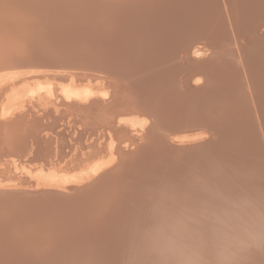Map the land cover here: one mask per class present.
<instances>
[{
	"label": "bare ground",
	"instance_id": "obj_1",
	"mask_svg": "<svg viewBox=\"0 0 264 264\" xmlns=\"http://www.w3.org/2000/svg\"><path fill=\"white\" fill-rule=\"evenodd\" d=\"M1 1L5 4L9 0ZM43 1L55 6L61 0ZM141 1L78 0V7L72 8L64 18L62 28L56 27V31L51 33L53 35L46 40L40 36L35 47L36 51L41 52L38 54L42 55L40 58L33 54L30 57L32 59H22L15 66H0V165H4L8 172H19L16 175L22 176L19 181L25 179L23 176L36 179L34 183L25 179L24 183L28 181V185H15L12 189L17 193L9 192L11 195H4L10 189H5V180L18 178L5 177L0 170V264H50L53 259L56 262L55 257L63 256V259H69L68 264H161L164 259L168 264H264V239H261L264 237V211H261L264 203L261 204L259 193L253 194L249 189L241 192L240 188L246 179L255 182L261 188L259 192L262 191L259 184L264 185V176L260 181L261 177L256 171L261 167L260 157L263 151L260 152L257 138L250 144L248 134L252 133L251 127H244L243 124L240 125L242 122L239 123L248 116L245 115L247 112L251 113V104H254L255 109L252 115H264V57L254 54L252 49L245 50V46L238 44L243 46L247 62L238 60V56L235 59L237 63H243L245 74H240L238 80L230 86L227 91L230 93L226 92V100L221 102L223 109L219 108L218 114L226 121L229 120L226 137L222 142H212V145L204 143L210 130L205 127L200 131L192 129L196 123L188 124L177 136L169 137V133L173 134L174 131H170L165 122L163 125L157 123L161 121L155 118V112L160 116L167 112L166 117L169 115L171 118L175 109L181 112L184 110L183 114L186 116L189 110L196 109L194 106L201 103L204 94H197L195 89L202 82L208 83V78L212 81L216 76L210 77L214 71L206 57L209 49L218 47L217 39L225 38L219 36L227 33L226 20L234 19L238 11V28L241 26L242 29H248L250 23L253 26L255 19L257 21L260 18L259 13L255 9L245 13L242 10L245 4H241L242 7L238 4V9L236 0H226V11L229 13L224 15L225 9L224 14L219 12L221 16L216 13L214 17H219L220 21L216 23L218 20L214 21L207 16L212 10V0H177L172 6L168 4V0ZM151 1H156V25L146 22L151 21L148 14L134 15L135 9L138 12ZM194 4L195 9L192 7ZM251 4L257 8V1L251 0ZM218 10L219 8L214 11ZM200 13H203L201 18ZM137 19L141 23L146 22L145 25L142 24L143 27L141 25V30L136 25ZM47 20V16L38 18L30 24L26 23V28L23 27L35 28L34 23L37 21L47 27ZM76 24L80 25L78 34L71 31ZM167 24L172 26L170 33L165 32ZM182 24L192 27L194 33L200 29L204 36H185L188 39L184 42L175 31ZM262 26L264 22L254 25L259 27L258 30H262ZM111 32L118 38L113 51L107 50L105 39L103 42L100 40L103 35L106 38L110 36ZM10 36L11 34H6L4 42L11 41ZM139 37L147 39L142 50L138 49L141 40H137ZM256 40L257 38L252 42L259 44L262 41ZM135 43H138V48ZM231 49L234 50L233 56L237 55V49ZM63 51L69 52L64 56ZM53 52L60 56H50ZM111 61L119 67L127 68L129 82L125 80L128 84L126 87L124 81L112 77H119L125 70H113L108 64ZM231 61L230 67H226L228 74L235 75L236 70L242 73L243 70L237 69L234 60ZM39 69L43 72L34 73V70ZM251 73L252 80H249ZM240 76L246 81L243 84H249L244 90H238L236 86L243 82ZM224 79L225 76L222 80ZM35 101L46 102L42 115L38 116L32 109L28 113L15 114ZM147 104L152 109L147 108ZM6 116H10L11 120L3 119ZM249 116L251 117L250 114ZM245 119L247 121L248 118ZM258 120L257 126H261L260 123H263ZM255 126L253 130L258 129ZM62 127L65 128L63 131H68L64 135L67 138L66 146L61 141V136L64 139L63 133L57 132ZM249 128L250 133L247 132ZM260 130L262 129L258 131ZM164 136L165 139H162ZM238 137L250 144L242 147V150L252 153L242 155L237 149V155L241 158H238L239 161L242 160L247 165L241 167L252 169L257 175H244V179L240 177L243 175H237L244 172L240 167L241 171H235L238 170L237 167L234 169L237 173L234 174L240 178L235 177L230 181L221 173L230 177L234 172L232 163L235 160L229 151L235 145H232V138ZM153 140L154 143H159L154 148L151 147L152 151H148L150 148L143 149ZM133 146L140 150H132ZM74 151L80 152L78 162L73 163L67 171L76 172L87 168L84 173L91 175L92 180L72 189L45 187L42 183L45 172L59 167L65 158L72 157ZM261 159L263 161L264 157ZM108 164L112 166L109 168ZM155 165H167V170L168 167L171 170V179H150ZM132 172L138 175L136 178L139 183L135 185L137 189L130 186L136 180ZM259 172L262 173L260 170ZM63 177L65 180L70 178L68 174ZM123 181L127 187L121 186ZM155 181V186H160L146 189L147 185ZM110 184L113 185L111 188ZM168 184L172 188L166 189ZM183 185L190 188L180 194ZM255 187L251 190L257 192L258 188ZM140 189H146V193H141L138 197ZM43 190H60L67 197L70 193L75 196L55 202L57 205L53 210L48 209V204L52 202L50 197L44 199L49 200L45 203L39 201L31 204L35 208L34 214H22L23 211L18 210L17 203L33 194L39 196L37 191L44 192ZM73 190L79 192L75 194ZM17 196L22 199L20 202L15 201ZM228 196L232 199H227ZM137 198L138 202L134 203ZM193 203H197V211L192 208ZM203 209L206 211L201 212ZM122 214L123 217L120 216ZM61 215H66V218H60ZM42 218L48 220V223L36 224V219L39 221ZM16 224H23L25 230H16ZM257 225L262 231L259 234ZM50 229H55L54 233H50ZM56 231L60 233L55 234ZM256 238L259 244L257 248L251 244V240Z\"/></svg>",
	"mask_w": 264,
	"mask_h": 264
},
{
	"label": "water",
	"instance_id": "obj_2",
	"mask_svg": "<svg viewBox=\"0 0 264 264\" xmlns=\"http://www.w3.org/2000/svg\"><path fill=\"white\" fill-rule=\"evenodd\" d=\"M143 1L144 0H142L141 2H143ZM240 1L243 2V0H240ZM155 3H156V1L149 2L145 7H143L141 10H139L138 13L135 12L134 15L136 14L137 16H141V15L144 16V14H148V18L153 17L151 19H153V24L156 25L155 23L157 22L158 17H157V15L156 16L154 15V13H155L154 9L156 6ZM77 7H78V0H61L55 6H51L48 3H44L43 0H41V1H38V0H35V1L34 0H9L4 5L0 6V66H5V65H14L15 66L18 63H20L22 59H32L30 57L33 54L37 55L35 57L40 58L42 55H38V54H40L41 52L36 51L37 49L35 48L36 43L39 40L40 36L42 35L44 37V40H46V38H50V36L53 35L51 33L56 31L55 30L56 27L62 28L64 25L63 22L59 23L58 18L61 16H67L71 12L72 8L75 9ZM254 9L257 10L258 13L264 14V10H262L258 7L254 8V6H252L251 0H248L247 6L242 8L243 12H245V13L253 12ZM32 11L34 12V15L31 16ZM38 13H40V15H38ZM41 15H43V16L39 17ZM9 16H12L15 23L9 24L6 22V20ZM46 16L48 17L47 21H49V22H47V25H48L47 27H46V25H43V26L41 25L44 23H40L39 21H37V23H34L35 28L25 29L26 23L30 24V22L35 21L38 18L39 19L45 18ZM234 16H235V18L233 19V25L237 24L236 18L239 16V12L237 11ZM18 21L20 23H25V24L21 25L19 27L17 25L19 23ZM251 24L252 23H250V25ZM171 28H172V26L167 24L165 32L170 33ZM79 30H80L79 24H76L75 27L71 29V31L74 32V34H78ZM87 32H89V30ZM202 33L203 32L200 31V29H198L196 33L192 32V33H190L189 36L191 37L192 35L194 36L195 34H197V35L200 34V37L202 38L204 36V35H201ZM6 34H11V36H10L11 41L4 42L3 38L5 37ZM103 37H101L100 40H102V42H103L104 41L103 39H105V42L108 44L107 50L113 51L117 45V43H115V41H117V39H118L117 35H115L114 32H111V35L107 36V38L104 35H103ZM38 45H41V44H38ZM48 45H50V44H48ZM248 47L249 48H246V47H243V48L245 50L252 49L254 54L259 55L258 53H260V54H263L261 56L264 57V40L261 41V43H259V44L253 43V45H252V43H251ZM244 49H242V47L240 46V48H239L240 51L238 50L236 52L237 55H234V56H233L234 50L225 49V47L221 46L219 43H218V47L216 49H209V54L206 58L208 59L207 62L208 63L210 62L209 64H210L211 69H213V71H214V72H211L210 77L212 78L217 72H221L222 70L226 69V67L229 68L230 64L232 63L231 60H234L235 56H238V55L241 56L242 62L246 63L247 57L243 54ZM41 50L46 51L44 49H41ZM55 52H57V51L55 50ZM68 52L69 51H63L62 55L65 56V54H68ZM57 53H55L56 56H60V55H57ZM230 53L232 55H230ZM55 54L53 52V54H51L50 56H54ZM58 54H61V52H59ZM43 57H45V56H43ZM109 66L113 67V70H116L117 68H119L120 71L122 69L125 70V71H123L122 75H120L121 77L120 76L116 77L118 75L112 76V77L120 80L121 82H122L123 77L128 76V72L126 71L127 68L124 69L122 67H119L118 64H116L115 62L112 64H109ZM235 73H236L235 75L234 74L230 75L227 72L225 75V79L220 81V82H215L213 80L211 81L209 78H208V83H207V81L202 82L201 86L197 87L195 89V91H197V94L199 92L200 93L203 92V94H204L203 99H201V103H199L197 106L196 105L194 106V107H196V109L188 111L187 116L185 114H183L185 112L184 110L181 112L179 109H175L174 111H172L171 118H169L170 117L169 115L166 117V115L168 113L164 114V116H162V115L160 116V115H158V112H155L156 120L161 121V122H157V123L163 125V123L165 122L164 124H167L169 126L167 128L170 131H174L173 134L169 133V135L166 134V136L167 135L169 137L172 135L177 136L178 135L177 133H180L182 131V129L184 127H186L188 124L196 123V126H192V129L196 128V131L197 130L200 131V130H203V127H205V129L207 128L208 130H210L209 134H208L209 137L206 139V141L204 143H206V144L208 143V145L209 144L212 145L211 144L212 142L217 144L219 141L223 140V138L226 137V132L228 129L227 125H228L229 120L226 121L222 115H217V117H215L212 115V113H209V111L216 109L217 108L216 105L218 103L220 105L221 102L226 100V96H225L226 93L225 92L228 91L230 89V86L233 83H235V81L238 80L239 75H238L237 70ZM227 74H228V76H227ZM252 75H253L252 73H251V76L249 75V77H248L249 80H252ZM146 107L149 109H152L151 107H148V104ZM153 110H154V108H153ZM184 122H186V123H184ZM234 125H237V124H234ZM163 129H165V128H163ZM162 139H165V136L162 137ZM154 140H155V136H154ZM154 140L151 141V144L148 145L149 146L148 148H150L151 146L154 148V145H157L159 143V142L154 143ZM175 153H176V151H175ZM194 154H195V156L197 155V153L195 151H194ZM9 192H16L17 193V191H14V189H9V191H5L3 194L5 195V193H6V195H11V193H9ZM74 192L76 194L79 191L73 190V193ZM37 194H39V196H35V194H33V195L29 196V198H26L23 202L17 203V205L19 207L18 210L23 211L22 214H25V213L28 215L34 214L35 208H33L31 206V204L37 203L39 201L40 202L43 201V203H45L46 201H49V200H44L45 198L50 197V200H52V202L50 204H48V209L53 210V208H56L55 205H57L55 202H57V201L61 202L62 200H66L65 198L75 196L74 194L70 193V195L67 197V196H65V194L61 193L60 190H48V191H44V192H38L37 191ZM18 198H19V200H16ZM62 198H64V199H62ZM20 200H22V199L18 196H17V198H15V201L20 202ZM260 202H261V204H262V202H264V196H262V195H261ZM24 203H29V204L25 205ZM2 204L4 205V203H2ZM60 218H66V215H61ZM30 220L32 221L33 217L30 218ZM37 220L38 219H36V224L45 225L48 223V220H44L43 218L39 219V221H37ZM15 228H16V230H20V231L25 230V228L23 227V224H16ZM258 229L259 228L257 225V232H258ZM257 242H258L257 238L254 240H251L252 247H256V248L259 247V244Z\"/></svg>",
	"mask_w": 264,
	"mask_h": 264
},
{
	"label": "rangeland",
	"instance_id": "obj_3",
	"mask_svg": "<svg viewBox=\"0 0 264 264\" xmlns=\"http://www.w3.org/2000/svg\"><path fill=\"white\" fill-rule=\"evenodd\" d=\"M177 0H168L167 2H169L168 4L170 5V6H172L173 4H175V2H176ZM189 1V0H188ZM194 0H192V2H193ZM199 1V0H198ZM225 1V2H224ZM212 0V2H211V4H210V8L212 9L211 11H210V13L209 14H207V16L208 17H212L213 18V20L214 19H216V20H218V21H215L216 23H219L220 21H219V17H217V16H215L214 17V15L216 14V13H218V16L220 15H222V14H224V9H225V14L224 15H228L227 13H229V11H226V8L228 7V5H227V2H226V0ZM237 2H236V8H238V9H240V7H242V5L243 4H245V6H247L246 4H248V0H243V2L242 1H240V0H236ZM257 1V4H256V6L258 7V8H260V9H262V10H264V0H255V2ZM0 2H2L1 0H0ZM166 2V3H167ZM191 2V1H190ZM199 3V2H198ZM263 3V4H262ZM1 5H4L3 4V2L2 3H0ZM167 4V5H168ZM239 4V5H238ZM242 4V5H241ZM237 5L238 6H240V7H237ZM245 6H243V7H245ZM168 7V6H167ZM194 9L196 8L195 7V4L192 6ZM143 8V7H142ZM141 8V9H142ZM160 8V7H159ZM170 8H172V7H170ZM214 8V9H213ZM219 8V10L218 11H214L215 9H218ZM140 9V10H141ZM222 9H223V11H222ZM228 9V8H227ZM139 11V10H138ZM215 12V13H212V12ZM135 12L136 13H138L136 10H135ZM134 12V13H135ZM219 12H222V14H219ZM201 15V16H200ZM202 15H203V13H200L199 14V17L201 18L202 17ZM258 16H260V18H262V19H264V14H262L261 13V15H260V13H259V15ZM10 17H12V16H10ZM66 16H61L60 18H59V20H62L61 22H63L64 21V18H65ZM151 18H153V17H151ZM218 18V19H217ZM260 18H257L258 20L256 21V19H255V23H258V22H264L263 20H261ZM197 19H198V15H197ZM224 19V18H223ZM259 19H260V21H259ZM58 20V21H59ZM138 20V19H137ZM228 20H230L229 22H228ZM135 21V20H134ZM151 21H153V19H151ZM151 21H146L147 23H151L150 25H153V22H151ZM6 22L7 23H9V24H13L12 22H14L15 23V21L13 20V18H7V20H6ZM19 22V21H18ZM60 22V21H59ZM60 22V23H61ZM146 22H140V20H138V21H136V25H138V28H140L141 27V25L143 24V25H145V23ZM225 22V21H224ZM20 23V22H19ZM17 24L19 27L21 26V25H24L23 23H20V24ZM138 23V24H137ZM226 24L228 23V25L226 26L227 27V29H226V32L228 33H225V34H221L219 37H225V38H222V39H219L218 37V39H217V41H218V43L221 45V46H223V47H225V49H231V48H234V49H237V51H238V49L240 48V46H238V44L239 43H241L243 46H249V44L250 43H252L253 44V42H252V40H255L256 38H257V40H264V32L263 33H261L262 32V30L264 29V26H262V30H258L259 29V27H254V25H255V23H254V25L253 26H249L248 27V29H249V32H247L248 31V29L246 30V29H242V27L240 26V24H239V28H241L239 31H238V26H237V24H235V25H233V18H228L227 20H226V22H225ZM135 24V23H134ZM232 24V25H231ZM140 25V26H139ZM143 25H142V27H143ZM178 26V25H177ZM177 26H175L174 27V30L176 29V27ZM224 26V25H223ZM94 27H96V26H94ZM141 27V28H142ZM231 27V28H230ZM237 27V28H236ZM91 28V27H90ZM141 28H140V30H141ZM178 28L179 29H176L175 31H176V33H178V35L180 36V38L181 39H183V41L185 42L188 38L187 37H185V36H189L190 35V33H192V32H194V29H192V27H186L184 24H182V25H179L178 26ZM185 30H184V29ZM190 28V29H189ZM253 28L255 29L254 31H253ZM20 29V28H19ZM189 29V30H188ZM233 30H234V32H233ZM242 30H244V31H242ZM258 30V31H257ZM185 31V32H184ZM186 31H187V33H186ZM255 31H257V32H260V33H257L259 36H257V34L255 33ZM264 31V30H263ZM238 32H239V34H238ZM243 32V33H242ZM252 34H251V33ZM237 33V34H236ZM250 35H249V34ZM188 34V35H187ZM227 34V37L225 36ZM234 34H236V35H234ZM241 34V35H240ZM228 35H230L231 37L229 38V36ZM240 35V36H239ZM243 35V37H241ZM255 36V37H253V36ZM177 36V35H176ZM178 36V37H179ZM239 37H241V39L239 38ZM226 38H228V39H226ZM244 38H246V39H244ZM253 38V39H252ZM263 38V39H262ZM141 39V40H140ZM177 39V38H176ZM226 39V40H225ZM233 39H234V41H233ZM238 39V40H237ZM137 40H140V42H141V44H140V42H139V48H138V45L135 43V46L140 50H142V48H144V46H145V43L147 42V39H145V40H142V38H138ZM222 40V41H221ZM230 40V41H229ZM251 40V42H249ZM256 40V41H257ZM259 40V41H260ZM142 41H144V42H142ZM182 41V40H181ZM182 41V42H183ZM224 41H226V42H224ZM227 41H229L228 43H227ZM236 41V42H235ZM183 42V43H184ZM224 42V43H223ZM245 42V43H244ZM248 42V43H247ZM227 43V44H226ZM230 43V44H229ZM237 43V44H236ZM247 43V44H246ZM260 43H261V41H260ZM240 44V45H241ZM232 46V47H231ZM234 46V47H233ZM242 46V47H243ZM258 54H260V53H258ZM261 55H263V54H260V56ZM237 58V56H235V58H234V61H233V63L234 64H237V69H239V70H243V72L242 73H240V71L238 72V75H242L243 76V74H245L244 72V66H243V63L242 62H240V61H238V63H237V60H235ZM238 60L240 59L241 60V57L238 55V58H237ZM235 61H236V63H235ZM242 61V60H241ZM112 63H114L113 61H111V64ZM110 64V63H109ZM238 64H240V66L241 67H239V65ZM242 68V69H241ZM228 69V68H227ZM41 69H39V70H34V73H41V72H43V70L42 71H40ZM45 71H47V70H44V72ZM225 71L227 72V70L225 69ZM222 72H224V70L223 71H221V72H217L216 73V76L215 77H213V81H216V82H220L221 80H222V78L226 75V72H224L223 74H222ZM31 73V72H30ZM221 73V74H220ZM35 75H40V74H35ZM66 75V74H65ZM224 75V76H223ZM223 76V77H222ZM219 77V79H217V78ZM221 77V78H220ZM241 77V76H240ZM126 78H128V76H125V78L123 77V79H122V81H124L123 83H124V86L126 87L128 84H127V82H129L128 80H129V78L128 79H126ZM241 78H242V80H241ZM240 79H239V82H240V80L241 81H243V82H241V84H243V83H246V81L244 82V80H243V77H241ZM30 80H32V79H30ZM36 80V79H35ZM125 80H127V82H125ZM126 83V84H125ZM240 84V83H239ZM239 84H236V86H238L237 87V89L238 88H241L242 90H244V89H246V86H248L249 84H243V85H239ZM242 86V87H241ZM230 90V89H229ZM239 90V89H238ZM227 92V91H226ZM225 92V93H226ZM228 93V92H227ZM230 93V92H229ZM228 93V94H229ZM227 94V95H228ZM226 95V94H225ZM226 95V96H227ZM45 104H46V102H41V103H39V102H37V101H35V102H33L31 105H29V104H27V106H25V108L23 109V110H21V111H16V113L15 114H17V115H20V114H23V113H28V112H30V110L32 109L33 110V112H36L37 113V115L38 116H40V115H42L43 113H42V109L44 108L43 106H45ZM169 105H171V103H169ZM252 106L251 107H249V109L251 110V113L249 112H247V114H245L246 112H244V114L245 115H248V116H246L248 119H252L251 121L250 120H248L247 119V121H244V119L246 118V117H244L245 115H241L240 114V116H242V117H244V119H242V120H240V122H239V120H238V122L239 123H241L240 125H244V127H251V129H252V135L251 134H248V133H250V131H251V129L249 128V131H247L246 133L248 134V138H249V142H250V144H251V142H253L254 140H256L255 138H257V145H258V147L260 148V152H262L261 153V157H260V160H261V167H260V169H258L256 172H257V174L258 175H260L259 177H261V180L259 179V177H258V180H260V181H262L263 180V176H264V170H262V168L264 169V159H263V161H262V159L261 158H263L264 157V149H261V147L263 148L264 147V127H263V125H264V121H261V120H264V115L263 114H260V113H257L256 115H252V111L253 112H255V109H254V104H251ZM225 106V105H224ZM48 108H50V106H47ZM216 109H214V110H210L211 112H209V113H212V115L213 116H215L216 114H218L219 112H220V109H223V105L221 106V103H220V105H219V103L216 105ZM253 107V108H252ZM220 108V109H219ZM239 109V108H238ZM218 110V111H217ZM257 111H258V109H256ZM217 113H216V112ZM214 113H216L215 115H214ZM164 114H167V112H164ZM249 114L251 115V117L249 116ZM219 115V114H218ZM261 115V116H260ZM259 117H261L260 119H259ZM11 117L10 116H6L5 118H3V119H7V120H11L10 119ZM227 119V118H226ZM258 121H260V122H262L263 124H261L260 123V125L261 126H257V125H259L258 123L259 122H256L257 120ZM50 120V122H52V119H49ZM246 120V119H245ZM256 120V121H255ZM228 121V120H227ZM237 122V121H236ZM245 122H247V123H245ZM249 123H250V126H249ZM253 123H255V124H253ZM62 124V123H61ZM255 126V128L256 127H258V129L256 128V129H254L253 130V126ZM260 127V128H259ZM65 128L64 127H62V128H60V129H58V133H63V136L65 135V134H67V132L68 131H63ZM259 129H262V130H260V131H258ZM256 130V131H255ZM254 131V132H253ZM262 131V134L260 133ZM258 132V133H257ZM246 133H243L244 135L243 136H245V137H247V134ZM256 133V134H255ZM260 133V134H259ZM51 134V133H50ZM164 134H167V133H164ZM246 134V135H245ZM257 134H259L258 136H257ZM256 135L257 137H254V136ZM251 136V137H250ZM260 136V137H259ZM235 137V136H234ZM66 137L64 136V139H65ZM247 138V139H248ZM258 138H260V140L258 139ZM63 139V137L61 136V141H62V144L64 145L65 144V146H66V144H67V138H66V140H64ZM233 139V141H232V145L235 143V145H233V147H231V145H230V147H231V151H229L230 153H232L233 155V160H235V162L236 163H238V164H233V163H235L234 161H233V163H232V166H233V170L232 171H234V169H237V167H238V170H235V171H237V172H239V171H241V170H243L244 172H240V173H237V172H233V173H231L230 174V177L228 176V175H226L225 173H221L222 174V176H225V177H227V179L228 180H230L231 181V179L233 180V178H235V177H238L237 175H243V176H240V177H242V178H244L245 179V177L246 176H250L251 174L254 176L255 174H256V172L255 171H252V169H249V170H251V172L249 171V170H247L246 169V167L243 169L241 166H247L246 164H243L244 163V161L242 162V160H240L239 161V159H241V158H239V155H237L238 154V152L239 151H241L242 152V155H246V156H248L249 154H252L251 153V151H250V153H247V151H246V149L243 151L242 150V147L244 148L245 146L247 147V145H249L250 146V144H249V142L247 141V140H245L244 138H241V137H238V138H232ZM237 143H236V142ZM261 144V145H260ZM134 147V146H133ZM136 147V146H135ZM134 147V149L133 148H131L132 150H140V149H138V147H136L135 148ZM149 146H147L146 148H143V149H146L147 150V148H148ZM152 147V146H151ZM150 147V148H151ZM149 149V148H148ZM237 149L239 150L238 152H237ZM152 151V148L151 149H149L148 151ZM234 150V151H233ZM253 150V149H252ZM142 151V150H141ZM254 151V150H253ZM66 152H68V151H66ZM147 152V151H146ZM78 154V155H77ZM79 154H80V152L79 151H74L71 155H72V157H68V158H65V160L60 164V166L58 167H56V168H50V169H48L47 170V172H45V176L42 178V183H44L45 185V187H56L57 189H62V188H68V187H70L69 189H72V187H76V186H81V184L83 183V182H85V183H87L88 181L90 182L91 180H92V178H91V175L89 176V175H87L88 173H84V172H87L86 170H87V168H81V169H79L78 171H76V172H71V171H67V169L68 170H70L69 168H71L72 167V165H74L75 163H77L78 162V159H77V157L79 156ZM75 157H74V156ZM238 156V157H237ZM119 157V156H118ZM142 157H144V155L142 156ZM239 158V159H238ZM71 160V161H70ZM74 160V161H73ZM72 163V164H71ZM74 163V164H73ZM240 163H242V165H240ZM237 165H239V166H237ZM259 164H257V166H258ZM112 165H109L108 164V167L110 168ZM119 166V165H118ZM131 166H132V164H131ZM256 166V167H257ZM113 167H115L114 165H113ZM112 167V168H113ZM154 167V170H155V172H154V170H153V172H152V174L150 175V179H154V178H157V180L156 181H163L164 180V178H170L171 179V175H169V173H170V168L168 167V170H167V165H163L162 167H160V166H158L157 167V165H155V166H153ZM239 167H240V169L241 170H239ZM127 169V168H126ZM132 170L131 171H133L134 170V167H132L131 168ZM232 169V168H231ZM0 170L2 171V173L3 174H5L4 176L5 177H13V176H16V175H18L19 174V172H15V173H13V171H11V172H8V170L6 169V167L4 166V165H0ZM157 170V171H156ZM259 170L262 172V173H260L259 172ZM3 171H5V172H3ZM130 171V172H131ZM247 171V172H246ZM245 172H246V174H245ZM133 173V172H132ZM237 173V175H235V174ZM242 173V174H241ZM248 173V174H247ZM65 174H68V176H70V178L69 179H67V180H65L64 179V175ZM232 174H234V175H232ZM256 174V175H257ZM133 175H135L134 177L136 178V176H138L135 172L133 173ZM154 175V176H153ZM244 175H246V176H244ZM21 176V175H20ZM233 176V177H232ZM17 177V176H16ZM15 177V178H16ZM25 179H27L29 182H33L34 183V181L36 180V179H33V178H31V177H26V176H23ZM240 177H238V178H240ZM3 178V177H2ZM18 179H14V180H5L6 181V183L4 182V184L6 185V187H5V189H12V188H14L15 187V185L16 186H26L27 184L26 183H29L28 181L26 182V183H24V181H26L25 179L24 180H22V181H19V179L20 178H22V176L21 177H17ZM31 179V180H30ZM85 179H86V181H85ZM160 179V180H159ZM139 179H137L136 178V180H135V184H130V186L131 187H134L135 189H137L136 188V184H138L139 183V181H138ZM14 181H15V183H14ZM153 182V183H151L150 185H147V188L146 189H150L151 187H155V188H157L158 186H160V184H158L157 186H155V184L157 183V182ZM262 182H264V180L262 181ZM142 183L143 182H141V186H142ZM231 183V182H230ZM20 184V185H19ZM84 184V183H83ZM126 186L125 184H124V181H123V184L121 185V186ZM171 184H168L165 188L167 189V188H169V187H171L170 186ZM180 185V184H179ZM255 185H256V183L255 182H252V181H246V179H245V182H244V185L243 186H241L240 188H242V191L241 192H243L244 190L245 191H249L250 190V192L251 193H253V194H255V193H259V195H260V197H261V195H264V191H263V189H264V185L263 184H259V186L261 185L262 186V191H260V192H262V194L259 192V190H261V188H259L258 187V185H256V187H255ZM13 186V187H12ZM113 185H109V187L111 188ZM260 186V187H261ZM58 187H61V188H58ZM127 187V186H126ZM144 187V186H143ZM210 187V186H209ZM208 187V188H209ZM252 187H255V188H258L257 190V192H255V191H253V190H251L252 189ZM172 188V187H171ZM187 188H190L189 186H186V185H183L182 187H181V193L180 194H182ZM146 189H144V190H142V189H140V193H139V195H138V197L140 196V194L141 193H146ZM211 189V187L209 188V190ZM249 189V190H248ZM249 193V192H248ZM250 194V193H249ZM166 196H164V198H165ZM229 198V196L227 197V199ZM231 199H232V197H230ZM229 198V199H230ZM138 198L137 199H135V201H134V203H137L138 201ZM264 202H262V204H263ZM185 204H187V203H185L184 202V205ZM196 204L197 203H193L192 204V208L195 210V211H197V209L195 208V206H196ZM189 204H187V205H185V206H187V207H189L190 208V206H188ZM262 207H264V205L262 206ZM261 207V208H262ZM261 208H259V209H261ZM188 210H190V209H188ZM204 211H206L205 209H203L201 212H204ZM260 211V210H259ZM261 211H264V208H263V210H261ZM260 211V212H261ZM192 212H193V210H192ZM123 215L124 214H122V215H120L121 217H123ZM119 217V216H118ZM233 223H234V221H233ZM230 225V224H229ZM231 225H233V224H231ZM230 227V226H229ZM51 231H50V233H54V231H55V229L54 230H52V229H50ZM259 230H260V228H259ZM258 230V232H257V234H259V232L261 233L262 231L260 230L259 231ZM60 232L59 231H56L55 232V234H59ZM260 236V235H259ZM263 235L261 234V237H262ZM261 237H258V238H261ZM257 238V239H258ZM261 239H264V237L263 238H261ZM258 243V242H257ZM65 256H63V257H58V258H56L55 257V260H56V262L54 261V259H53V261H51V263L50 264H68L69 262H68V258L65 260V259H63ZM60 259V260H59ZM164 260H165V262H164ZM164 260H161V264H166L168 261H166V259H164ZM44 261V260H43ZM49 261V260H48ZM63 261H64V263H63ZM169 263V262H168ZM167 263V264H168ZM251 264H254V263H251Z\"/></svg>",
	"mask_w": 264,
	"mask_h": 264
}]
</instances>
